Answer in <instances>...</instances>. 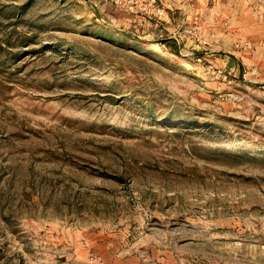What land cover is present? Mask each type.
I'll list each match as a JSON object with an SVG mask.
<instances>
[{"label":"rangeland","instance_id":"1","mask_svg":"<svg viewBox=\"0 0 264 264\" xmlns=\"http://www.w3.org/2000/svg\"><path fill=\"white\" fill-rule=\"evenodd\" d=\"M152 5L0 0V264H264V0Z\"/></svg>","mask_w":264,"mask_h":264},{"label":"built area","instance_id":"2","mask_svg":"<svg viewBox=\"0 0 264 264\" xmlns=\"http://www.w3.org/2000/svg\"><path fill=\"white\" fill-rule=\"evenodd\" d=\"M114 2L117 4V5H120V7H125L124 9H132L133 8V0H114ZM132 2V3H131ZM150 6L153 8V5H152V0H148ZM130 3V5H129ZM126 4V5H125ZM154 10V14H161V9L160 8H153Z\"/></svg>","mask_w":264,"mask_h":264},{"label":"crops","instance_id":"3","mask_svg":"<svg viewBox=\"0 0 264 264\" xmlns=\"http://www.w3.org/2000/svg\"><path fill=\"white\" fill-rule=\"evenodd\" d=\"M134 20V19H133Z\"/></svg>","mask_w":264,"mask_h":264}]
</instances>
